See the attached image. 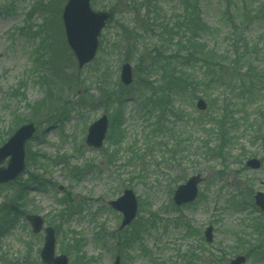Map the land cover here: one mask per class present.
I'll list each match as a JSON object with an SVG mask.
<instances>
[{"label": "rangeland", "instance_id": "1", "mask_svg": "<svg viewBox=\"0 0 264 264\" xmlns=\"http://www.w3.org/2000/svg\"><path fill=\"white\" fill-rule=\"evenodd\" d=\"M148 1L91 0L95 12H109L112 19L100 35L96 58L79 70L62 24L67 0H0V146L20 126L31 122L36 128L26 145L23 173L0 185L1 260L43 264L44 232L34 234L25 220L33 214L56 227V254L68 256L70 264H115L118 255L120 264H231L238 256L245 264H264V213L254 204L255 194L264 193V138H257L264 136L259 124L264 85L247 105L241 97L233 101L239 104L234 114L239 125L222 156L212 151L218 132L210 120L222 114L212 100L231 98L223 83L212 87L211 99L201 89L173 95V105L163 108L179 116H169L160 123L161 132H154L160 109L154 118L140 111L142 98L153 96L141 88L142 79L155 85L156 102L164 98L162 74L152 63L159 51L172 52L175 41L166 38L163 26L171 28L184 5L153 0L160 9L154 12L142 6ZM224 3L198 2L202 20L215 31L201 40L218 53L230 48ZM246 33L250 42L262 41L264 22L248 25ZM125 63L133 70L127 87L120 81ZM256 64L264 70V58ZM196 75L202 76L200 68ZM200 99L207 104L204 111L197 108ZM104 115L108 134L95 149L86 143L88 129ZM116 118L120 143L109 138ZM253 158L260 160L259 169L247 166ZM198 174L196 201L176 207L175 190ZM126 189L134 192L138 212L121 231L123 216L109 202ZM13 204L24 214L15 218L6 212ZM209 226L211 244L204 237Z\"/></svg>", "mask_w": 264, "mask_h": 264}, {"label": "trees", "instance_id": "2", "mask_svg": "<svg viewBox=\"0 0 264 264\" xmlns=\"http://www.w3.org/2000/svg\"><path fill=\"white\" fill-rule=\"evenodd\" d=\"M225 1L228 4L224 3V14L228 19L227 24L229 26V50L218 53L216 49L210 48L206 42L201 40L203 35L214 34L215 31L202 20L201 10L198 7L199 0H186L182 2L184 5L183 16H179L171 28L170 23H167L166 27L163 26L166 31V38L172 41L171 43L175 41L174 45L171 46L172 52L168 53L169 55L165 53L162 55L159 51L152 63L156 71L158 68L159 73L162 74L164 98L156 102L157 94L154 93L155 85L143 77L141 88L152 90L153 96L147 93V96L145 95L146 97L142 98L139 104L140 111H143L144 114L152 118H154L156 109H160L159 112L161 115L159 116V122L156 120L153 124V131L161 132L160 123L165 122L169 116H175L174 118L179 116V113L175 109H170L169 113L164 111V108L166 109L173 105V95H183L187 92L194 94L193 91L201 89L211 99L210 90L212 87L223 83V88L230 89L231 98L226 97L212 100L214 104L221 106L222 114L210 120L218 132L215 137L216 144L212 148L214 149L212 151L217 156H222L226 148H229L233 139L231 135L239 125V122L234 118L235 109L239 107V104H234L233 101L241 97L240 103L243 106L247 105L256 98V91L259 85L260 87L264 85V70H261L256 64L259 59L264 58V36L261 37L262 41L255 44L250 42L246 33L248 25L260 21L264 22V0ZM142 6L148 9L152 8L154 12H160L158 4L153 0L144 2ZM233 13L238 15L236 20L229 16V14ZM167 47L170 49L169 41ZM141 60L142 58H140V64L143 63V60ZM174 64L175 68H170ZM198 68L202 71L201 77L196 75ZM233 93L236 94L234 99H232L231 95ZM117 101L121 109L122 101ZM116 122L117 118L111 125L109 138L114 136V141L120 143L123 139L121 123ZM259 124L264 125V121L262 120ZM258 131L261 134L263 133L261 127H259ZM152 136L157 137V135ZM257 138L263 139L264 136L262 134L261 137L257 136ZM207 145L210 144L208 143ZM19 198L22 200V197ZM16 204L6 209V212L13 217L15 216V218L19 213L24 214ZM5 208L2 207L1 210ZM129 239H127L128 245H130L132 238ZM75 242L77 244L76 246L79 247V240ZM0 262L6 264L13 263L8 262L5 258L2 260L0 258ZM86 263L85 260H81V264Z\"/></svg>", "mask_w": 264, "mask_h": 264}, {"label": "water", "instance_id": "3", "mask_svg": "<svg viewBox=\"0 0 264 264\" xmlns=\"http://www.w3.org/2000/svg\"><path fill=\"white\" fill-rule=\"evenodd\" d=\"M90 2L91 0H68L62 14L66 42L77 60L79 69H83L95 59L100 34L110 18L109 13L94 12ZM120 77L125 86L132 84L133 74L129 64L122 67ZM206 107L204 101H199L198 108L200 110H205ZM107 130L108 118L103 116L89 128L87 144L94 148H100L106 138ZM34 132V124L24 125L0 148V165H3L9 159L6 167H0V184L14 181L24 171L25 146ZM248 166L259 169L260 161L251 160L248 162ZM200 181V177L196 176L191 178L187 184L180 186L174 196L175 204L181 206L194 201L198 192L197 185ZM255 199L256 205L264 212V194L258 193ZM110 205L124 215L121 229L128 226L136 217L137 201L131 190H126L121 198L111 202ZM26 219L35 234L42 231L44 221L40 216L28 215ZM212 232L213 228L209 227L205 233L209 243L212 242ZM55 248L56 236L54 229L47 228L45 230V245L41 252L42 261L45 264H69L66 256L55 257ZM119 261L120 259L117 258L116 264H119ZM245 261L244 257H238L232 264H244Z\"/></svg>", "mask_w": 264, "mask_h": 264}]
</instances>
